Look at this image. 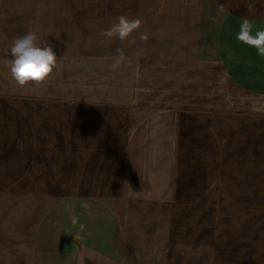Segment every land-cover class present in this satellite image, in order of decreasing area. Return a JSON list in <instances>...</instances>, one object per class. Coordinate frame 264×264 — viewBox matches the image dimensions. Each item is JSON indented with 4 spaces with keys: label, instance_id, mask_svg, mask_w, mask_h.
<instances>
[{
    "label": "crops",
    "instance_id": "obj_1",
    "mask_svg": "<svg viewBox=\"0 0 264 264\" xmlns=\"http://www.w3.org/2000/svg\"><path fill=\"white\" fill-rule=\"evenodd\" d=\"M225 13L215 61L264 96V60L235 39L264 0ZM58 58L42 85L0 86V264H264V111L216 90L212 107L174 101V85L159 102L140 57Z\"/></svg>",
    "mask_w": 264,
    "mask_h": 264
},
{
    "label": "rangeland",
    "instance_id": "obj_2",
    "mask_svg": "<svg viewBox=\"0 0 264 264\" xmlns=\"http://www.w3.org/2000/svg\"><path fill=\"white\" fill-rule=\"evenodd\" d=\"M229 1L0 0V86L9 79L4 61L11 59L12 41L33 31L53 47L58 57H104L106 66L112 64L109 59L120 54L118 49L126 57H140L137 86L151 89L155 82L159 102L168 101L163 89L174 85V93L169 92L174 101L190 97L192 106L212 107L216 90L224 103L264 111V96L244 91L233 81L225 63L215 61V57L230 51L229 46L216 43L217 25L221 16L224 21L227 17ZM120 15L139 18L141 27L128 40L105 39L101 31L110 28ZM140 33L146 34L147 40L139 39ZM150 57L175 59L150 61ZM106 73L101 76H109ZM151 93L146 91L140 97L149 102Z\"/></svg>",
    "mask_w": 264,
    "mask_h": 264
},
{
    "label": "clouds",
    "instance_id": "obj_3",
    "mask_svg": "<svg viewBox=\"0 0 264 264\" xmlns=\"http://www.w3.org/2000/svg\"><path fill=\"white\" fill-rule=\"evenodd\" d=\"M220 10L223 11V7ZM141 23L139 18L129 19L125 15H120L116 17V22L110 28L102 30L100 35L105 39L118 38L125 41L141 27ZM147 38L146 34H139V39L147 40ZM235 39L239 44L254 49L256 56L264 60V25L255 26L247 17H244ZM117 51L120 54L113 57L110 66L112 70L120 68L128 60L121 49ZM9 54L11 59L5 60L4 63L11 79L21 88L45 83L58 68L61 60L53 47L33 31H28L14 39L9 48ZM84 207L86 208L87 205ZM71 222L76 225L78 220L73 217ZM79 227L80 230H83L85 226L80 224ZM76 238L78 239V237Z\"/></svg>",
    "mask_w": 264,
    "mask_h": 264
}]
</instances>
